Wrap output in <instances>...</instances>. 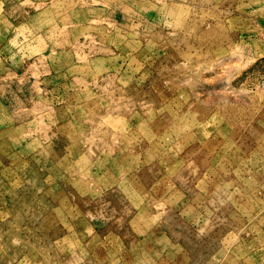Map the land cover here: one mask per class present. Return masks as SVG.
Returning <instances> with one entry per match:
<instances>
[{"label": "rangeland", "instance_id": "obj_1", "mask_svg": "<svg viewBox=\"0 0 264 264\" xmlns=\"http://www.w3.org/2000/svg\"><path fill=\"white\" fill-rule=\"evenodd\" d=\"M0 264H264V0H0Z\"/></svg>", "mask_w": 264, "mask_h": 264}]
</instances>
